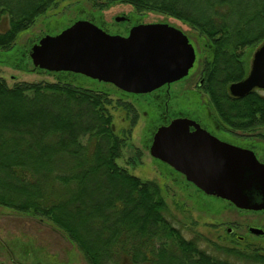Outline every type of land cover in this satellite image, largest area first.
<instances>
[{"label": "trees", "instance_id": "16d2710c", "mask_svg": "<svg viewBox=\"0 0 264 264\" xmlns=\"http://www.w3.org/2000/svg\"><path fill=\"white\" fill-rule=\"evenodd\" d=\"M58 1L0 0V52ZM118 2L198 30L206 38L201 88L218 120L235 132L264 128V94L229 91L249 72L247 51L264 42V0L102 4ZM37 69L56 80L11 86L0 75V206L49 221L87 264H264L260 246L186 235L160 185L118 163L128 138L116 131L110 94L120 89L95 79L97 86H86L83 74Z\"/></svg>", "mask_w": 264, "mask_h": 264}, {"label": "rangeland", "instance_id": "374dc122", "mask_svg": "<svg viewBox=\"0 0 264 264\" xmlns=\"http://www.w3.org/2000/svg\"><path fill=\"white\" fill-rule=\"evenodd\" d=\"M104 2L105 0H59L19 35L16 45L10 51L0 52V75L11 86L19 81H54L56 75L38 70L30 58L31 48L40 37L58 34L79 19H91L98 25L111 28L110 24L116 21L117 16L134 14L141 22H166L184 31L196 50V61L182 89L197 87L201 79L202 53L205 52L206 42V38L198 30L173 16L155 10H138L130 4L120 2L102 4ZM192 5L194 6L193 3ZM255 50L251 54L250 50L247 51L249 68ZM79 80L86 86L98 84L86 76ZM106 87L114 89L110 85ZM197 90V102H189L182 95L179 97L183 105L181 108L202 113L208 110L217 126H220L217 128L221 133L228 127L218 121L208 95L202 93L200 88ZM260 92L264 94V90ZM130 95L122 90L116 92L115 89L110 94V109L114 115L116 131L128 138L118 163L141 179L155 180L160 185L173 222L182 228L186 235H204L222 245H229L228 240L234 238L240 241L241 246L252 244L264 249V238H255L248 232V228L257 222L264 224V211L247 212L233 205H217L219 207L215 208L204 205L198 197V192L184 176L159 162L150 153L149 139L156 130L158 121L164 122L167 118L163 108L158 102L151 103L152 98L146 99V94ZM261 133L264 134V128L250 133L233 131L230 136L236 141L260 142L259 145L264 149V136ZM230 136L228 137L231 138ZM261 223L259 225H263ZM52 227L47 220L0 206V264H87L76 247L71 246ZM229 228L233 229L232 233ZM240 235L244 236V241L240 240Z\"/></svg>", "mask_w": 264, "mask_h": 264}, {"label": "water", "instance_id": "95a60500", "mask_svg": "<svg viewBox=\"0 0 264 264\" xmlns=\"http://www.w3.org/2000/svg\"><path fill=\"white\" fill-rule=\"evenodd\" d=\"M30 58L35 68L83 74L140 95L187 77L196 50L183 30L166 22L141 23L122 35L79 19L40 38ZM257 89L264 90V42L255 50L247 76L229 86L235 97ZM150 153L206 194L242 210H264V162L253 150L221 140L195 119L181 116L160 126Z\"/></svg>", "mask_w": 264, "mask_h": 264}, {"label": "flooded vegetation", "instance_id": "af4514ba", "mask_svg": "<svg viewBox=\"0 0 264 264\" xmlns=\"http://www.w3.org/2000/svg\"><path fill=\"white\" fill-rule=\"evenodd\" d=\"M117 17H122V19L120 21H115L114 23L110 24L112 27L108 28L105 26H101L103 29L105 30H109V32L114 33V34H122V35H128L131 28L144 23L138 20V17H136L134 14L131 15H122V16H117ZM116 17V18H117ZM112 29V30H110ZM43 37V36H42ZM40 37V38H42ZM39 38V39H40ZM188 78V76H187ZM186 77L171 83V84H166L164 86H162L161 88L147 93V97L146 99H151L150 102L151 103H157L159 104L160 107L163 108L165 115H167V118L165 119V121L161 122L158 121V125H156L154 132L151 135V138L149 139L150 141V146L152 144L154 135L156 133V131L158 130V128L162 125H167L169 124L173 119L184 116V117H189L192 119H195L198 123L201 124L202 127H204L206 130H208L209 132H211L212 134L216 135L217 137H219L221 140L235 144L237 146L243 147V148H248L253 150L256 155L258 156V158L264 162V149H262L260 142H251V141H239V140H234L232 139V137L230 136V133H233V130H231L226 124V126L228 127L225 130H222L221 133H219L218 131V127L217 123L215 122V120L212 118V115L208 112V110H206V113H202L201 111H197V110H190V109H182L181 107L183 105H181L180 99L179 97L182 95L185 99H188V101H192V100H196V102L198 101L197 99H195V95L197 97L198 94V90L197 89H201L202 90V82L199 81L197 87H190L186 90L182 89V86L184 85V81L187 79ZM181 83V84H180ZM177 85H181L180 87H175ZM196 90L198 92H196ZM195 92V93H193ZM202 93L205 94V92ZM130 94V93H129ZM145 95V94H142ZM130 96H138L137 94H131ZM162 108H161V112H162ZM204 110V109H202ZM195 116V117H193ZM219 121V120H218ZM218 127V128H217ZM193 130V128H192ZM230 132V133H229ZM228 136H230L231 138H229ZM159 162L162 163V161L159 160ZM165 165H167L170 169L172 168L174 171H176L172 166H170L169 164L163 162ZM178 172V171H176ZM179 174H181V176H184L182 173L178 172ZM184 179H186V177L184 176ZM187 180V179H186ZM197 192H198V197L202 200V203L204 205H207L208 207H219V206H224V205H233L230 201L225 200L223 198L214 196V195H208L206 194L204 191H202L201 189H199L198 187H196L194 184H192L191 182L187 181ZM219 205V206H217ZM239 209V208H238ZM242 210V209H239ZM244 211H251V212H257V213H262L263 211H252V210H244ZM259 223H261L260 221L257 222L255 225L250 226L248 229V232L250 235H253V237L255 238H264V224L263 225H259ZM252 228H258L263 230V233L261 234H256L254 232H252ZM229 231L232 233L233 229L229 228ZM241 239V241H244V236L240 235L239 236Z\"/></svg>", "mask_w": 264, "mask_h": 264}]
</instances>
